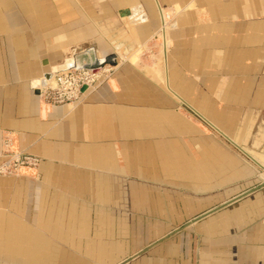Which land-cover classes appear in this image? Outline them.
<instances>
[{"label":"crops","instance_id":"obj_1","mask_svg":"<svg viewBox=\"0 0 264 264\" xmlns=\"http://www.w3.org/2000/svg\"><path fill=\"white\" fill-rule=\"evenodd\" d=\"M165 12L170 90L140 59ZM262 30L264 0H0V164L6 133L41 158L0 175V264H264V210H230L247 196L187 225L244 192L226 189L241 160L182 109L201 115L188 92L207 45ZM110 53L137 58L79 106L42 100L46 74Z\"/></svg>","mask_w":264,"mask_h":264},{"label":"rangeland","instance_id":"obj_2","mask_svg":"<svg viewBox=\"0 0 264 264\" xmlns=\"http://www.w3.org/2000/svg\"><path fill=\"white\" fill-rule=\"evenodd\" d=\"M168 23H165V28L162 26L157 34L167 32V37H169L171 31L170 17ZM206 47L211 54L206 59L205 67L207 69L196 68L197 74L194 76L198 84L195 87L194 84H191L188 92L189 99L196 105L193 107L204 118L191 107L184 106L182 109L199 122L200 126H204L212 137L214 136L216 140L225 144L230 153H235L237 163L238 160H241L242 179L227 186V195L229 196L240 191L251 190L264 183V36L260 35L258 42L210 43ZM168 48L170 52V45ZM162 49L161 37L152 38L140 55L141 63L149 68L158 66L164 74L165 60ZM110 67L113 68L112 65H106L102 69ZM167 77L169 78V74ZM197 77L199 78L197 79ZM202 78L208 86H202L199 83V81L202 82ZM103 81L105 80L103 79ZM234 87L236 88L235 91L232 90ZM224 95L228 99L231 95H235L236 100L233 102L227 100V103L218 101ZM218 119L222 122V128L216 123ZM235 134L242 135V138H238L241 140H236ZM225 136L238 142L244 151L237 148ZM149 189L152 191V188ZM245 200L248 201L242 205ZM188 204L191 207L190 211L192 206L189 202ZM193 207L194 210H197L199 204H195ZM184 210V208L180 209V214ZM230 210H233L234 213L235 211L256 212L257 210H264V188L247 196ZM181 221L179 220V222Z\"/></svg>","mask_w":264,"mask_h":264},{"label":"built area","instance_id":"obj_3","mask_svg":"<svg viewBox=\"0 0 264 264\" xmlns=\"http://www.w3.org/2000/svg\"><path fill=\"white\" fill-rule=\"evenodd\" d=\"M106 75L105 81L114 73L113 68L102 71ZM94 69L73 68L62 71L53 77L40 90L42 100L52 106L73 105L83 101L84 93L89 87L99 88L103 83L100 75ZM104 81V82H105ZM3 161L0 164V175H20L23 169H38L41 159L38 156L15 149L12 134L6 133L1 139Z\"/></svg>","mask_w":264,"mask_h":264},{"label":"water","instance_id":"obj_4","mask_svg":"<svg viewBox=\"0 0 264 264\" xmlns=\"http://www.w3.org/2000/svg\"><path fill=\"white\" fill-rule=\"evenodd\" d=\"M126 13V12H125ZM121 14L124 15V12H121ZM106 65H112V66H116L118 65V61H117V55L115 53H110L108 54L107 56H105L104 58H95L92 62H87L85 64H82L80 66H75L74 68H87V69H94V70H98L99 68H102ZM53 76H55V73H48L45 75V79L49 80L51 79ZM46 84V83H45ZM242 151H244L242 149ZM264 188V183H262L261 185L251 189V190H248L242 194H240L239 196L229 200L228 202L222 204L221 206H218L208 212H206L205 214L199 216L198 218H195L192 222L188 223L187 225L189 224H192V223H195L197 221H199L200 219H202L203 217L209 215V214H212L213 212L219 210V209H222V208H225L243 198H245L246 196L260 190Z\"/></svg>","mask_w":264,"mask_h":264},{"label":"bare ground","instance_id":"obj_5","mask_svg":"<svg viewBox=\"0 0 264 264\" xmlns=\"http://www.w3.org/2000/svg\"><path fill=\"white\" fill-rule=\"evenodd\" d=\"M171 15L172 14H170L169 12H165V16H164V25H166L165 23H168V18L169 17H171ZM169 16V17H168ZM171 21V20H170ZM169 24V23H168ZM171 24V23H170ZM163 25V26H164ZM169 26V25H168ZM163 28H165V27H163ZM160 35H163V34H159V35H157V37H159ZM163 38H165L166 39V36H164L163 35ZM169 46V44H167V47ZM138 54V53H137ZM108 55V54H107ZM107 55H105V56H107ZM122 56V59H121V57H117V61H118V65H116V66H113V70H115V69H117V67L118 66H120L122 63H123V61H126V60H133V59H136L137 58V56H133L132 55V53H131V55H129V53L128 54H123V55H121ZM104 58V57H103ZM102 68H99L98 70H95L96 72H98L99 74L98 75H100V80H99V83H100V81H102V83H104V81H103V79L105 80V77H106V75H104L103 73H102V71H104V70H109V68L108 69H102ZM101 70V71H100ZM114 73H115V71H114ZM114 73L110 76V78H112L113 76H114ZM149 76L152 78V79H154V80H157L158 82H162L164 85H165V88L167 89V90H170V87H169V85H168V82H167V79H166V77L164 76V74H163V71L160 69V68H158V67H154L153 69H149ZM54 77V76H53ZM53 77L51 78V79H49V80H47V79H45V77H44V81H45V83H43V85L41 84V89H43L44 88V86H46L47 85V83L48 82H52L53 81ZM163 85V86H164ZM97 89V88H96ZM94 87H89L88 88V90L90 91V92H92V91H94V90H96ZM85 97H86V95H84V98H83V101L85 100ZM83 101L81 102V103H79V104H73L72 106L73 107H76V106H79L80 104H82L83 103ZM1 147H2V145H1ZM264 164V163H263ZM262 165V164H261Z\"/></svg>","mask_w":264,"mask_h":264}]
</instances>
